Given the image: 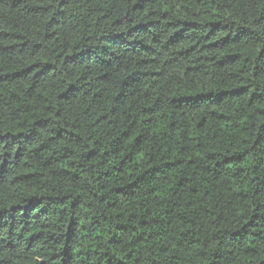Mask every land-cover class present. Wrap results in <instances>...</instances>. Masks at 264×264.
<instances>
[{
    "label": "trees",
    "instance_id": "trees-1",
    "mask_svg": "<svg viewBox=\"0 0 264 264\" xmlns=\"http://www.w3.org/2000/svg\"><path fill=\"white\" fill-rule=\"evenodd\" d=\"M0 264H264V0H0Z\"/></svg>",
    "mask_w": 264,
    "mask_h": 264
}]
</instances>
